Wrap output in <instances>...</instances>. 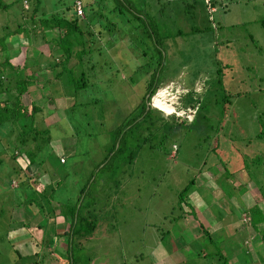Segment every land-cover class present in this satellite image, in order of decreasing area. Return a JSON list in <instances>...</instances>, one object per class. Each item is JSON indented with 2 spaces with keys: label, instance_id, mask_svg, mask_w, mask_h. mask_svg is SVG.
I'll list each match as a JSON object with an SVG mask.
<instances>
[{
  "label": "rangeland",
  "instance_id": "obj_1",
  "mask_svg": "<svg viewBox=\"0 0 264 264\" xmlns=\"http://www.w3.org/2000/svg\"><path fill=\"white\" fill-rule=\"evenodd\" d=\"M82 1L84 21L94 24L87 29L101 32L90 41L84 34L80 46L89 50L80 64L74 57L62 63L71 71L62 64L44 67L61 55L54 42H44L38 31H14L21 23L30 26L35 0L0 1L12 2L0 6V49L7 45V56L13 51L11 61L20 73L23 64L43 66L34 85L49 79L20 98L28 111L33 104L39 107L33 118L50 135L29 168L25 154L16 150L20 170L10 176L14 125L0 124V264H66L67 234L58 224L50 247L24 240L33 249L31 254L26 249L29 257L16 241L23 235L12 234L26 229V238L35 233L39 239L42 215L53 223L57 204L64 209L77 198L88 204V220H95L90 235L75 237L81 242L73 248L78 264H220V254L227 264H264V28L259 23L264 0H214L212 8L206 0H124L126 5L114 11V0ZM39 2L37 17L57 11L72 16L73 8L63 9L73 0ZM145 29L157 30L159 37L176 35L167 40L151 97L163 120L154 124L155 133L148 130L151 135L131 162L129 148L102 162L113 129L142 101L156 65ZM49 37L45 33V40ZM80 72L86 83L74 90ZM161 94L171 111L164 109ZM17 123L21 126L20 119ZM141 135L125 147H137ZM26 178L28 190L27 184L18 186ZM191 178L194 183L179 202L178 192ZM33 187L44 192L53 211L29 215L33 205L25 199Z\"/></svg>",
  "mask_w": 264,
  "mask_h": 264
},
{
  "label": "trees",
  "instance_id": "obj_2",
  "mask_svg": "<svg viewBox=\"0 0 264 264\" xmlns=\"http://www.w3.org/2000/svg\"><path fill=\"white\" fill-rule=\"evenodd\" d=\"M1 1V0H0ZM116 1V5H114L111 10L114 11L117 9L119 4L126 5V2L124 0H114ZM214 0H210V8H212V2ZM81 4L83 5V1L80 0ZM12 2L6 3L3 2V5L0 2V6L6 7L10 5ZM40 2L39 0H35V6L30 9L29 11V23L30 26L26 28L21 24L17 25L15 27V30L17 28L19 30L27 31L28 29L31 32L38 31L40 35V39L43 38L44 42H54V45L56 49L60 50V54L58 58L51 64L47 63L45 68L53 67L57 64H66L68 60L71 57H74L76 59V66H78L82 60V58L85 56L86 52L89 50V48H85L80 46V43L82 41V38L84 34L89 36L88 39H85V41H90L91 38H94L98 36V33L101 32V29L98 32H92L89 29V26L93 27L94 24H88L86 21H84L85 17L84 14L82 17L75 16L73 14L72 9V16H66L62 11H57V13H51L49 16L44 17H37V8L39 6ZM91 7V6H90ZM73 8L72 6H66L64 7L63 11H67ZM92 8V7H91ZM22 11H26V9H23ZM59 13V14H58ZM120 13V11H119ZM136 20L142 22L144 19L143 16L134 15ZM89 22V19H87ZM84 23V29L81 28L80 23ZM97 25L101 28L103 27V24L99 23V20H96ZM260 25L264 28V17L259 19ZM111 24V23H109ZM113 25V23H112ZM141 25V24H140ZM145 25V22L143 24ZM139 26V23L134 25V27ZM143 26V27H144ZM154 26V25H153ZM149 28V27H148ZM54 29H56V32H54ZM13 31V33H14ZM54 32L55 35L58 34V38H55L52 36L51 32ZM194 31L192 27L190 28V32ZM26 34L28 32H25ZM45 33L49 34L50 37L45 40L44 35ZM180 30H177L176 34H180ZM19 34V33H18ZM149 40L152 41V51L156 52V65L153 68L152 72L150 73V76L148 77L146 83H145V91L144 95L142 96V101L135 107V109L132 110L131 116L124 122L123 125L117 126L113 129V142L111 144L110 150L106 153L104 159L110 160V158L118 153H121L125 148H129L130 151L127 153V162H131L133 158L135 157V154L138 149L141 148V144L147 141L148 137L151 135L148 130H151L152 133H155L156 126H158L156 123L157 121L163 120V118L159 115L160 111H158L155 107H150L148 105V108L145 109L146 103L149 101L150 97L154 94L156 91V88L158 87V76H157V70L162 67L163 62V54L165 53V47H167V40H172L176 35L172 34L165 35V36H157L158 32L157 30H147L144 31V36H146ZM42 40V41H43ZM79 47L74 48V47ZM7 45L5 47L1 46L0 54L2 56V60L0 61V124L1 123H11L14 125L13 128L10 129V132L12 131L13 135L12 138L14 140L15 147L13 151L10 154V159L13 161V164L9 168V175H17L18 171L20 169L18 163L15 161V153L16 150H19V152H23L25 154V157L27 158L26 167L28 168L31 166V163H33V158L36 156V153L39 152L45 144H47L50 141V135L48 128H40L33 118V115H35L36 111H39V107L33 104L32 109L29 111L27 110V106H25V103L22 101L21 95L26 93V95L33 94V90H38V88H42L44 84H47L49 79L43 80L42 83L37 82L36 85L35 82L36 77L38 74L43 73H37V71H40L43 67L39 62L33 61L29 64H23L21 66L22 70L21 73L16 67V64L14 65L11 61L13 51H9L8 56L6 54ZM3 51V52H2ZM145 53L144 51L142 52ZM5 56V58H3ZM62 64V68L67 69L68 71H71V68H65V66ZM92 65V64H91ZM48 66V67H47ZM92 67V66H91ZM43 69V68H42ZM24 70V71H23ZM61 71V70H60ZM60 71L56 72L54 77L57 79L60 75ZM36 76V77H35ZM86 83V79L84 78V75L82 72H80L79 78L75 79L72 82L73 89L79 90V88H82L84 84ZM35 87V88H34ZM159 91V90H158ZM189 91L186 92V95H189ZM193 92V91H192ZM30 94V95H31ZM157 94V93H156ZM29 95V96H30ZM157 95L153 96L155 98ZM161 99L163 100L164 109H166L167 112L171 111L173 105L169 103L165 99V94H161ZM145 100V101H144ZM32 105V103H31ZM140 106L138 112L134 113V111ZM189 106H192L189 104ZM157 112L159 114H157ZM158 118V119H157ZM20 119L21 126L17 123V120ZM26 122H25V121ZM156 126H155V125ZM138 128V132L136 134H132V131ZM144 130L146 133L144 134ZM141 135L142 140L141 143L137 145V147H125L130 143V138H134L135 135ZM32 144V145H31ZM105 167V165H101L98 169L102 170ZM27 168V169H28ZM97 169V170H98ZM29 170V169H28ZM93 174V173H91ZM90 174L88 180L86 181V184L80 189V193H83L85 190V186H87L88 181L91 179L92 175ZM9 182L11 177L8 176ZM27 178L23 180L22 182L18 183V186H21L22 184H27L24 189L28 190L30 189V185H28ZM194 178H191L189 182L182 187V189L178 192L177 198L180 200L179 202H182L183 197L188 193V190L190 186L193 184ZM27 183H26V182ZM91 181V180H90ZM9 182L7 185L9 186ZM43 189V186H42ZM32 192H29V198L25 199L27 205H33L30 207H27V212L30 216H34L37 212H41L46 210L47 211H53L55 209L54 206H51L49 204V200L46 198L47 196L44 194V192L36 191V189L33 187ZM43 191V190H42ZM51 191V190H50ZM36 193V194H34ZM51 194V192L46 193ZM26 195H28L26 193ZM34 203V204H32ZM26 205V204H25ZM58 205V215L63 218V220H66L68 224V229H66L62 234H67V245H65L66 248V264H78V258L73 254V248L75 246L76 250L79 249V245H81L80 241H75L76 238H83L84 236L90 235V233L93 231L95 227V220H88V204H83V198H77L72 204L65 205L64 209L63 207H60ZM192 209V207H191ZM246 209V208H245ZM46 211V212H47ZM245 213V211H244ZM178 218L180 216L178 215ZM42 222L41 224L38 223V227H40V231H42V235L36 242L45 243L48 246L52 243V236L56 232V228H54L53 224H47V219L44 218V215H42V218L40 219ZM201 229L203 227L201 226ZM204 230V229H203ZM205 231V230H204ZM205 235L209 237V234L207 231H205ZM262 235V244H264V234ZM47 237H49L47 239ZM48 241H47V240ZM210 239V237H209ZM74 245V246H73ZM219 249V248H218ZM219 253V252H218ZM34 256L36 255V252L33 253ZM220 258L221 262L220 264H227V260L224 255L220 254L218 256ZM69 261V262H68Z\"/></svg>",
  "mask_w": 264,
  "mask_h": 264
},
{
  "label": "crops",
  "instance_id": "obj_3",
  "mask_svg": "<svg viewBox=\"0 0 264 264\" xmlns=\"http://www.w3.org/2000/svg\"><path fill=\"white\" fill-rule=\"evenodd\" d=\"M31 93L29 92V94L28 95H30ZM26 166V165H25ZM23 168H25V167H23ZM20 170V169H19ZM193 183H194V180H193ZM190 193V192H189ZM194 206H195V204H193ZM52 220H53V223L51 222V223H49V221H47V223L50 225V224H53V226L54 225H59V226H61V227H63L59 232H61V233H63L67 228H65V227H67V225H66V220H63V218L61 217V216H54V219L53 218H51ZM59 222V223H58ZM23 227H24V225H22ZM29 227V226H28ZM39 229H40V227H38ZM19 231V233L20 234H22L23 235V237H21V239L22 240H20V239H18V240H16V241H18V242H20V243H22V247H24V253H26V255H27V257H29L30 255L29 254H31L32 252H33V249H31V245H27L25 242H24V240L26 239L27 241H28V243H29V241L30 240H33V243H36V241L38 240L37 238V234H35V233H33V235H36V237H34L33 235V237H32V239H28V238H26V236L28 235V231L25 229H19V230H14L13 231V234L12 235H16L17 234V232ZM55 233H58L57 232V230H56V232ZM49 237H47V239H48ZM46 239V240H47ZM48 241V240H47ZM51 246V245H50ZM50 246H48V247H50ZM33 247V246H32ZM26 249H29L30 250V253L28 254L27 253V251H26ZM16 253H17V255L19 256V257H22V255H21V253L20 252H17L16 251ZM20 255H19V254Z\"/></svg>",
  "mask_w": 264,
  "mask_h": 264
},
{
  "label": "built area",
  "instance_id": "obj_4",
  "mask_svg": "<svg viewBox=\"0 0 264 264\" xmlns=\"http://www.w3.org/2000/svg\"><path fill=\"white\" fill-rule=\"evenodd\" d=\"M206 3L209 4V0H206ZM72 7H73V14L75 16L82 17L83 16V8L80 0H73L72 2ZM175 146H173L174 148ZM62 161V159H60Z\"/></svg>",
  "mask_w": 264,
  "mask_h": 264
},
{
  "label": "clouds",
  "instance_id": "obj_5",
  "mask_svg": "<svg viewBox=\"0 0 264 264\" xmlns=\"http://www.w3.org/2000/svg\"><path fill=\"white\" fill-rule=\"evenodd\" d=\"M209 1H210V0H209ZM208 5H209V4H208ZM151 97H152V96H151ZM151 97H150V99H149V101H148V103H149L148 105H149V106H152V102H151V99H152V98H151ZM152 107H154V106H152ZM154 108H155V107H154ZM156 109H157V108H156ZM157 110H158V109H157ZM158 111H160V110H158ZM169 114H170V113H169ZM162 115H163V114H162ZM164 115H165V114H164ZM171 147H172V146H171ZM175 149H176V148L174 147L173 151H174Z\"/></svg>",
  "mask_w": 264,
  "mask_h": 264
},
{
  "label": "water",
  "instance_id": "obj_6",
  "mask_svg": "<svg viewBox=\"0 0 264 264\" xmlns=\"http://www.w3.org/2000/svg\"><path fill=\"white\" fill-rule=\"evenodd\" d=\"M148 104H149V103L147 102L146 105H145L146 108H148Z\"/></svg>",
  "mask_w": 264,
  "mask_h": 264
}]
</instances>
